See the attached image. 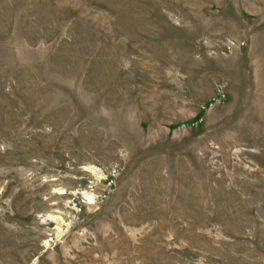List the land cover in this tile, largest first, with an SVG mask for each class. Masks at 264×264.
I'll use <instances>...</instances> for the list:
<instances>
[{
  "label": "rangeland",
  "instance_id": "1",
  "mask_svg": "<svg viewBox=\"0 0 264 264\" xmlns=\"http://www.w3.org/2000/svg\"><path fill=\"white\" fill-rule=\"evenodd\" d=\"M0 264H264V0H0Z\"/></svg>",
  "mask_w": 264,
  "mask_h": 264
}]
</instances>
